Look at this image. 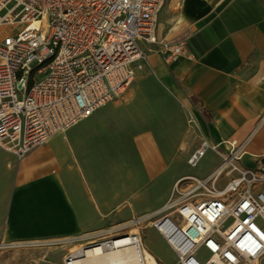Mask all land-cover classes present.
<instances>
[{
  "label": "built area",
  "instance_id": "1",
  "mask_svg": "<svg viewBox=\"0 0 264 264\" xmlns=\"http://www.w3.org/2000/svg\"><path fill=\"white\" fill-rule=\"evenodd\" d=\"M164 3L0 0V148L21 159L118 97L147 66L151 50L165 60L184 54L182 42L157 34ZM247 141L201 139L187 164L195 167L207 150L219 163L205 176L178 178L166 201L130 219L137 229L121 228V237L143 249L139 228L150 226L174 253V264H257L264 256V153L254 155L255 167L242 165ZM97 239L81 247L110 240Z\"/></svg>",
  "mask_w": 264,
  "mask_h": 264
},
{
  "label": "crops",
  "instance_id": "2",
  "mask_svg": "<svg viewBox=\"0 0 264 264\" xmlns=\"http://www.w3.org/2000/svg\"><path fill=\"white\" fill-rule=\"evenodd\" d=\"M177 1L172 21L181 30L162 32V7L157 34L182 42L184 54L165 60L151 50L147 66L187 100L200 139L248 138L241 164L255 167L254 155L264 153V0ZM132 98L134 106L140 103L138 96L123 97ZM143 119L121 106L96 110L19 159L0 241L80 247L130 216L159 208L178 178L170 185L156 127Z\"/></svg>",
  "mask_w": 264,
  "mask_h": 264
},
{
  "label": "rangeland",
  "instance_id": "3",
  "mask_svg": "<svg viewBox=\"0 0 264 264\" xmlns=\"http://www.w3.org/2000/svg\"><path fill=\"white\" fill-rule=\"evenodd\" d=\"M177 2V0H165L160 17L162 24L160 27L164 34L170 30L173 31V29L177 32L181 30V25L172 21V17L178 9ZM148 67L138 71L131 83L118 97L97 111L105 109L116 111L117 107L121 106L130 116L133 115L136 118L142 116L148 118L143 121L154 124L163 154L169 162L167 171L171 175L170 185L174 180L184 175L205 176L218 163V154L207 150L195 167H190L187 164L189 154L198 147L201 140L198 137L197 119L192 111L189 113L191 108L187 100L184 97L176 96L171 92L170 87L161 84ZM133 88L135 89L133 96H138L140 99V103L135 106L132 104L133 98L130 102H125L123 99L125 92ZM190 117L193 118V121L189 122ZM17 165L18 160L0 148V230L5 215L9 181L15 175ZM222 184V181L218 182L216 187H221ZM163 191L164 185L159 186L156 197L163 194ZM131 218L132 216L122 222ZM124 227L123 231L126 233L137 229L136 226L125 223L122 227L119 226L99 236L107 239L120 237L124 234L121 230ZM139 231L142 235L143 245L156 258V264H174L176 259L174 253L152 227L139 228ZM96 240L100 239L96 238ZM86 243L84 242V244ZM63 244L52 241H26L8 244L1 240L0 264H56L67 253L79 248L78 245L72 247L65 243L64 247ZM200 256L205 258L206 253L201 252ZM257 264H264V256Z\"/></svg>",
  "mask_w": 264,
  "mask_h": 264
},
{
  "label": "bare ground",
  "instance_id": "4",
  "mask_svg": "<svg viewBox=\"0 0 264 264\" xmlns=\"http://www.w3.org/2000/svg\"><path fill=\"white\" fill-rule=\"evenodd\" d=\"M132 96L133 90L129 89L125 92L124 99L128 100ZM125 223L131 222H122L108 230L122 227ZM76 257L70 264H156V258L146 248H137L136 245L130 244V240L125 236L112 238L107 243L81 247Z\"/></svg>",
  "mask_w": 264,
  "mask_h": 264
}]
</instances>
